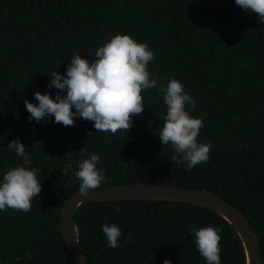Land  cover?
Listing matches in <instances>:
<instances>
[{
  "label": "trees",
  "instance_id": "trees-1",
  "mask_svg": "<svg viewBox=\"0 0 264 264\" xmlns=\"http://www.w3.org/2000/svg\"><path fill=\"white\" fill-rule=\"evenodd\" d=\"M117 33L148 44V71L158 78L142 91L144 111L132 115L131 128L113 134L83 119L74 126L29 122L24 100L59 91L46 87L51 71L63 75L73 54L91 62ZM170 78L196 101L190 115L204 125L197 140L211 143L209 160L190 172L172 162L174 150L158 136L166 114L158 88ZM17 137L29 167L40 169L42 190L28 211H0V264H74L61 215L79 189L78 162L92 152L105 171L93 190L141 183L221 195L253 225L264 264V23L234 0H0V175L23 163L7 146ZM75 218L91 264H205L189 229L210 225L222 228L221 264H246L232 225L198 204L87 201ZM102 223L119 225L118 247H107Z\"/></svg>",
  "mask_w": 264,
  "mask_h": 264
},
{
  "label": "clouds",
  "instance_id": "clouds-1",
  "mask_svg": "<svg viewBox=\"0 0 264 264\" xmlns=\"http://www.w3.org/2000/svg\"><path fill=\"white\" fill-rule=\"evenodd\" d=\"M234 3L246 12L255 13L264 23V0H234ZM95 57L89 62L87 57L73 54L63 75L57 68L53 69L46 87L59 91H36L33 93L35 102L24 100L29 122L74 126L76 119H83L94 122L93 127L98 132L115 134L119 129L129 130L132 115L144 111L142 91L158 85V78L148 71V64L154 59L153 50L129 34L117 33L96 49ZM158 91L166 106L159 139L163 146L170 144L174 150L172 162L183 163L185 171L190 172L195 165L209 160L211 148L210 142L197 140L204 125L202 118L190 115V110L196 108V101L178 78H170L167 86L161 85ZM7 146L23 159V163L8 167L0 175V211L9 207L28 211L33 198H38L42 190L38 179L40 169L29 167L31 159L19 137ZM99 162L100 156L95 152L78 162L75 176L81 195L87 196L105 180L104 169L97 166ZM100 227L107 247H118L122 236L119 225L102 223ZM221 231V227L211 225L189 229L205 264H221ZM162 264L172 262L165 258Z\"/></svg>",
  "mask_w": 264,
  "mask_h": 264
},
{
  "label": "water",
  "instance_id": "water-1",
  "mask_svg": "<svg viewBox=\"0 0 264 264\" xmlns=\"http://www.w3.org/2000/svg\"><path fill=\"white\" fill-rule=\"evenodd\" d=\"M171 200L207 207L221 215L237 232L245 251L246 264H263L258 236L249 219L221 195L203 188L160 184H130L103 190H91L87 196L79 191L68 198L61 215V233L74 264H91L80 242L76 212L87 201Z\"/></svg>",
  "mask_w": 264,
  "mask_h": 264
}]
</instances>
